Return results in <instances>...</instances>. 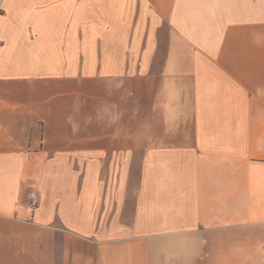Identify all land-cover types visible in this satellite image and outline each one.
Instances as JSON below:
<instances>
[{
	"label": "crops",
	"instance_id": "crops-1",
	"mask_svg": "<svg viewBox=\"0 0 264 264\" xmlns=\"http://www.w3.org/2000/svg\"><path fill=\"white\" fill-rule=\"evenodd\" d=\"M0 264H264V0H0Z\"/></svg>",
	"mask_w": 264,
	"mask_h": 264
},
{
	"label": "built area",
	"instance_id": "built-area-1",
	"mask_svg": "<svg viewBox=\"0 0 264 264\" xmlns=\"http://www.w3.org/2000/svg\"><path fill=\"white\" fill-rule=\"evenodd\" d=\"M30 199H31V207L36 208L38 206V199L36 197L35 193L30 194Z\"/></svg>",
	"mask_w": 264,
	"mask_h": 264
}]
</instances>
